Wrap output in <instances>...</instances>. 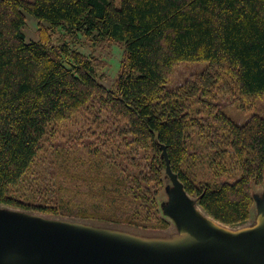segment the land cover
<instances>
[{
  "label": "trees",
  "instance_id": "obj_1",
  "mask_svg": "<svg viewBox=\"0 0 264 264\" xmlns=\"http://www.w3.org/2000/svg\"><path fill=\"white\" fill-rule=\"evenodd\" d=\"M24 11L37 41L26 39ZM61 30L123 45L113 89L95 60L50 45ZM197 61L209 69L167 88L178 64ZM233 87L243 103L264 95V0H0V204L166 229L158 195L168 160L208 216L247 223L264 187V117L239 125L221 112L214 100ZM84 111L93 123L81 138L97 144L57 155L51 175L36 170L48 201L16 197L27 181L42 187L32 173L52 127Z\"/></svg>",
  "mask_w": 264,
  "mask_h": 264
},
{
  "label": "rangeland",
  "instance_id": "obj_2",
  "mask_svg": "<svg viewBox=\"0 0 264 264\" xmlns=\"http://www.w3.org/2000/svg\"><path fill=\"white\" fill-rule=\"evenodd\" d=\"M33 1V0H28ZM27 18L24 26V32L28 42H34L39 40L38 37V24L37 20L32 17L28 12L24 11ZM79 39H74L70 36H66L64 32L57 31L52 33L51 44L58 46L60 44L68 42L70 46L83 53L91 60L96 62L97 78L105 87L113 89L115 81L121 71V63L123 61L124 47L121 43L108 40H98L97 38H87L80 36ZM209 69V65L206 62H184L175 67L174 73L167 83L169 90H175L179 86L186 83L189 77L192 75H198ZM218 105L221 112H224L233 122L239 125H245L254 116L264 117V95L259 96L253 103L241 102L238 100L235 88L223 90L221 94L214 100ZM93 123V117L89 111L74 117L71 121L62 123L60 126L52 127L51 134L46 143V151L41 155L39 164L33 170L32 177L39 178L36 175V170L39 168V173L42 175H51L54 171L52 168H56L55 162L58 158L67 152V150H74V148L82 149L81 144L85 142H95L97 140L92 133L83 136L84 129L88 124ZM114 142V141H113ZM79 144V145H76ZM96 147V146H95ZM201 154V153H200ZM166 160V153H163ZM199 156V155H198ZM168 160L165 169V185L162 191L158 195L159 207L163 217L170 221L169 228H153V229H138L128 227L123 224H116L114 222L109 223L106 221H98L94 219H86L83 217H71L60 215H47L37 212L35 210H26L21 208H14L9 205L0 204V215L10 216L15 218H24L27 220H33L39 223H46L52 226L68 227L72 229H79L83 232H93L103 234L110 238H115L121 242L128 243L130 245L146 246L149 244L156 250H171L176 249L182 244L184 239H188L189 233L180 223L179 219L175 215V211L180 208L175 194L174 184L172 183L169 172H167ZM199 173L206 172L203 168L196 169ZM48 177V176H47ZM47 179H50L49 177ZM42 183V187H39L31 181H27L18 189H14L13 194L26 201L29 204H39L41 202L48 201L49 191H45V186L49 187V182L40 177L39 181ZM39 187L41 190L37 189ZM193 200L194 206L197 210H201V207L197 203V199L194 196H190ZM255 206L252 209V216L250 220L239 226H226L219 224L216 227L220 231L228 235L226 237L229 241L238 245L245 236L251 234V232L262 228L264 224V187L254 189ZM203 212V211H202ZM205 213V212H203ZM206 215V213H205ZM162 226V225H161ZM221 226V227H220ZM143 244V245H142Z\"/></svg>",
  "mask_w": 264,
  "mask_h": 264
},
{
  "label": "water",
  "instance_id": "obj_3",
  "mask_svg": "<svg viewBox=\"0 0 264 264\" xmlns=\"http://www.w3.org/2000/svg\"><path fill=\"white\" fill-rule=\"evenodd\" d=\"M167 172L180 206L175 215L189 233L176 249L133 246L103 234L0 215V264H264V224L232 244L198 216L169 162Z\"/></svg>",
  "mask_w": 264,
  "mask_h": 264
},
{
  "label": "bare ground",
  "instance_id": "obj_4",
  "mask_svg": "<svg viewBox=\"0 0 264 264\" xmlns=\"http://www.w3.org/2000/svg\"><path fill=\"white\" fill-rule=\"evenodd\" d=\"M198 216L199 217H202L203 219H205V220H207V222H208V224H210V225H212V226H214V227H216L217 225H219V224H217V223H214L209 217H207L206 215H205V213H203L201 210L199 211L198 210ZM221 227V226H220Z\"/></svg>",
  "mask_w": 264,
  "mask_h": 264
}]
</instances>
